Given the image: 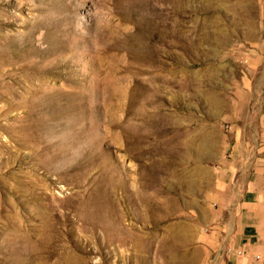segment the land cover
Returning <instances> with one entry per match:
<instances>
[{
	"label": "rangeland",
	"instance_id": "rangeland-1",
	"mask_svg": "<svg viewBox=\"0 0 264 264\" xmlns=\"http://www.w3.org/2000/svg\"><path fill=\"white\" fill-rule=\"evenodd\" d=\"M264 122V0H0V264H202L187 158Z\"/></svg>",
	"mask_w": 264,
	"mask_h": 264
},
{
	"label": "crops",
	"instance_id": "crops-1",
	"mask_svg": "<svg viewBox=\"0 0 264 264\" xmlns=\"http://www.w3.org/2000/svg\"><path fill=\"white\" fill-rule=\"evenodd\" d=\"M187 158V207L202 264H264V122L228 124Z\"/></svg>",
	"mask_w": 264,
	"mask_h": 264
}]
</instances>
